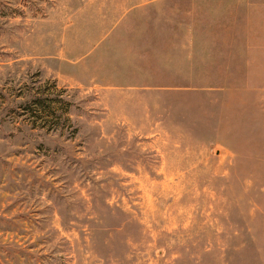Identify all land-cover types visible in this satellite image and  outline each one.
Wrapping results in <instances>:
<instances>
[{
	"label": "rangeland",
	"instance_id": "rangeland-1",
	"mask_svg": "<svg viewBox=\"0 0 264 264\" xmlns=\"http://www.w3.org/2000/svg\"><path fill=\"white\" fill-rule=\"evenodd\" d=\"M0 264H264V0H0Z\"/></svg>",
	"mask_w": 264,
	"mask_h": 264
}]
</instances>
